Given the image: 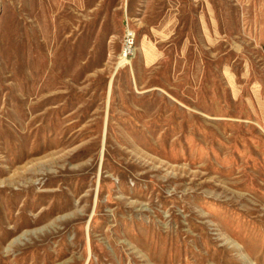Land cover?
<instances>
[{"label":"rangeland","instance_id":"1","mask_svg":"<svg viewBox=\"0 0 264 264\" xmlns=\"http://www.w3.org/2000/svg\"><path fill=\"white\" fill-rule=\"evenodd\" d=\"M0 264H264V0H0Z\"/></svg>","mask_w":264,"mask_h":264},{"label":"built area","instance_id":"2","mask_svg":"<svg viewBox=\"0 0 264 264\" xmlns=\"http://www.w3.org/2000/svg\"><path fill=\"white\" fill-rule=\"evenodd\" d=\"M135 53V33L134 31L126 27L122 39V48L120 53V60L124 63H128Z\"/></svg>","mask_w":264,"mask_h":264}]
</instances>
